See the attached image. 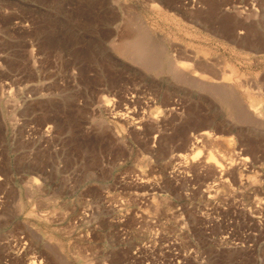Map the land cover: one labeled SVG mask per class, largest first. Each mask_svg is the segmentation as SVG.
Segmentation results:
<instances>
[{
	"label": "rangeland",
	"instance_id": "374dc122",
	"mask_svg": "<svg viewBox=\"0 0 264 264\" xmlns=\"http://www.w3.org/2000/svg\"><path fill=\"white\" fill-rule=\"evenodd\" d=\"M0 264H264V0H0Z\"/></svg>",
	"mask_w": 264,
	"mask_h": 264
},
{
	"label": "bare ground",
	"instance_id": "6f19581e",
	"mask_svg": "<svg viewBox=\"0 0 264 264\" xmlns=\"http://www.w3.org/2000/svg\"><path fill=\"white\" fill-rule=\"evenodd\" d=\"M137 39H139V38H137ZM141 39H142V38H141ZM145 40H146V39H145ZM141 41L143 42V40H141ZM132 43H133V42H132ZM132 43H130V45H131ZM136 43H137L136 46H137L138 54H139V55H140V54H144L145 52H147V51L144 52V48H145V45H146V44L140 43V41H139V42H135V44H136ZM135 44L133 43V47L129 45V48H130V47L134 48V45H135ZM148 46H149V45H148ZM129 48L127 47L128 50H129ZM132 48H131V49H132ZM146 48H147V47H146ZM150 48H151V47H150ZM127 49H126V50H127ZM152 49H153V48H152ZM126 50H125V51H126ZM128 50H127V51H128ZM145 50H146V49H145ZM160 50H161V49H160ZM143 52H144V53H143ZM153 52H154V51H153ZM123 53H124V52H123ZM125 53H126V52H125ZM153 60H154V59H153ZM172 60H173V59H172ZM144 62H145V61H144ZM155 62H156V61H155ZM159 62H160V61H159ZM138 63H139V62H138ZM138 63H137V64H138ZM171 65H172V64H171ZM178 69H179V68H178ZM178 69H177V70H178ZM206 69H207V68H206ZM177 70H176V71H177ZM167 71H169V69H168ZM192 71H193V70H192ZM172 72H173V71H172ZM189 72H190V71H189ZM189 72H188V73H189ZM175 73H176V72H175ZM175 73H174V74H175ZM205 73H206V72H205ZM181 74H182V73H181ZM189 74H190V73H189ZM199 74H200V73H199ZM182 75H183V74H182ZM176 76H177V75H176ZM179 77H180V76H179ZM186 77H187V76H186ZM193 77H194V76H193ZM196 78H197V77H196ZM180 79H181V78H180ZM191 79H192V78H191ZM193 80H194V79H193ZM199 81H200V80H199ZM203 81H204V80H203ZM206 81H207V80H206ZM218 81H219V80H218ZM219 82H220V81H219ZM197 83H198V82H197ZM206 83H207V82H206ZM208 83H209V82H208ZM208 83H207V84H208ZM220 83H222V82H220ZM220 83H219V84H220ZM194 84H195V83H194ZM203 84H204V83H203ZM203 84L201 83V85H203ZM211 84L213 85L214 82L211 83ZM225 84H226V83H225ZM214 85L218 86V82H217V84L215 83ZM220 85H222V84H220ZM220 85H219V86H220ZM208 86H210V85H208ZM201 87H202V86H201ZM203 87H205V86H203ZM226 91H228V90H226ZM229 91H230V90H229ZM229 91H228V92H229ZM232 92H233V91H232ZM232 94H233V93H232ZM217 95H218V94H217ZM222 95H223V94H222ZM232 96H233V95H232ZM233 97H234V96H233ZM245 97H246V96H245ZM226 99H227V98H226ZM252 106H253V105H252ZM239 107H240V106H239ZM249 108H250V107H249ZM235 111H236V110H235ZM209 136H210V134H209L208 132H206V131H205V132H202V133L200 134V138H205V137H209ZM197 155H198V154H197ZM180 158H182V156H179V159H180ZM210 159H212L211 156H210ZM180 161H182V160H180ZM216 166H217V164H216ZM217 168H219V170H221L222 167H220V166L218 165ZM223 170H224V169H223Z\"/></svg>",
	"mask_w": 264,
	"mask_h": 264
}]
</instances>
